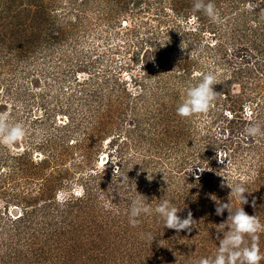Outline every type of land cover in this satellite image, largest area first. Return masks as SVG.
Masks as SVG:
<instances>
[{
    "label": "rangeland",
    "instance_id": "374dc122",
    "mask_svg": "<svg viewBox=\"0 0 264 264\" xmlns=\"http://www.w3.org/2000/svg\"><path fill=\"white\" fill-rule=\"evenodd\" d=\"M212 2L219 21L194 0H0V112L26 132L0 144V264H198L228 230L217 203L241 206L227 184L264 224V136L245 135L264 129V0ZM210 71L221 95L181 118Z\"/></svg>",
    "mask_w": 264,
    "mask_h": 264
},
{
    "label": "clouds",
    "instance_id": "9594fccd",
    "mask_svg": "<svg viewBox=\"0 0 264 264\" xmlns=\"http://www.w3.org/2000/svg\"><path fill=\"white\" fill-rule=\"evenodd\" d=\"M193 11H202L213 21H219L220 19L212 0H207V2L205 0H194ZM217 84V77L214 72L210 71L203 74L198 84L187 89L186 98L177 108V114L181 118L191 119L197 115L209 113L214 102L221 95L214 91V86ZM245 135L249 138L264 136V129L259 124H251L245 128ZM25 136L26 132L22 124L10 123L8 113L0 112V144L13 146ZM120 178H122V182H129L127 175H122ZM227 186L231 189L230 195L235 196L241 206L233 211L230 200L228 203H217L215 209L217 216L223 215L225 210L228 212L227 221L221 223L218 228H227L228 230L219 231L223 233V238L217 237L219 246L215 257L202 258L198 264H261V261H264V254L261 253L257 241L259 240L258 233L264 232V224H261L257 216L248 215L242 207V205L248 203L245 196V193H248L247 188L243 184L234 186L227 184ZM150 205L144 196L137 195V198L130 205L129 224L132 227L139 225V217L151 214ZM154 211L163 219L165 227L175 230L177 234L181 231L191 233L197 225L190 211L186 218L181 219L178 215L180 210L171 205L168 200H162ZM147 235L152 242L154 239L152 234L148 233ZM246 237L251 238L252 243L250 246Z\"/></svg>",
    "mask_w": 264,
    "mask_h": 264
}]
</instances>
